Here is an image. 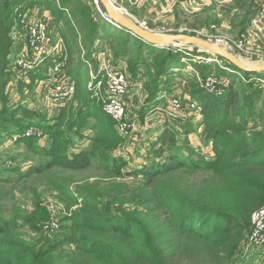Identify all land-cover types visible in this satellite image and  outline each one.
<instances>
[{
    "label": "trees",
    "instance_id": "16d2710c",
    "mask_svg": "<svg viewBox=\"0 0 264 264\" xmlns=\"http://www.w3.org/2000/svg\"><path fill=\"white\" fill-rule=\"evenodd\" d=\"M255 1L233 0L228 12L234 10L233 17H240L241 29L252 14ZM33 7L53 13L50 29L63 39L66 64L74 61L68 75L75 83V93L68 104L58 107L55 117L46 118L49 123L37 125L50 140L49 147L42 150L48 162L29 173L53 168L85 170L98 161L103 171L100 181L136 177L140 180L133 187L113 182L102 186L86 183L80 190L84 200L78 213L70 216L50 239L42 235L26 239L18 223L34 232L33 217L6 220L0 195V264H256L254 259L244 261L248 255L241 254L240 244L248 232L251 214L264 205V96L240 76L248 79L264 75L229 65L234 73L218 71L228 81L221 97L200 89L194 74L182 77L186 79L189 99L200 106V126L196 128L201 129V142L211 145L213 157L206 159L190 146L188 136L198 131L191 127V121L179 124L178 131L173 128L176 122L171 120V125H166L151 145L149 162L138 170L124 171L126 162L113 157L124 140L101 106L84 90L76 75L79 67L75 66L83 64L85 58L95 64L97 53H104L96 43L104 40L112 58L126 64L131 83L142 69L145 75L155 70L152 85L143 83L147 110L161 101L162 93L171 91L177 73L181 75L176 70L181 65V52L154 47L112 24L96 20L94 13L98 12L83 0H58V5L52 0H0V132L5 135L20 134L29 126L25 122L40 117L26 105L11 108L9 86L14 84L18 92L29 93L36 89L37 80L51 76L50 63H46L49 75L39 74L44 68L40 66L26 79H19L14 69L13 56L19 46L15 45L12 29L21 31L15 12L28 17L27 11ZM72 17L79 21L73 23ZM79 38L81 45L77 43ZM84 47L85 58L79 57L81 61L77 63L75 57ZM194 68L203 77L208 74L204 66L194 64ZM159 79L164 83L160 85ZM22 109L24 116H19ZM146 110L143 107L141 113ZM89 119L96 123L89 144L78 152H70L75 136L71 138L69 131L89 129ZM20 142L33 148L26 138L15 144ZM182 174L189 177L182 179ZM170 179L174 182L168 184ZM118 217L126 226L110 223Z\"/></svg>",
    "mask_w": 264,
    "mask_h": 264
},
{
    "label": "rangeland",
    "instance_id": "374dc122",
    "mask_svg": "<svg viewBox=\"0 0 264 264\" xmlns=\"http://www.w3.org/2000/svg\"><path fill=\"white\" fill-rule=\"evenodd\" d=\"M76 1L77 0H74V2ZM83 2L89 4L91 9H94V11L96 10L98 12V14L94 13L96 20H101L117 27L110 20L109 22L105 21V19L102 17V14L104 13L101 12L97 0H83ZM111 2L114 4L115 7L124 9L126 12L129 11L128 7L130 6V2H128L127 0H111ZM229 7L225 8V12L230 10L231 7L230 8ZM136 10H137V14L141 15L139 9ZM69 12L70 11L68 10L66 13L68 14ZM15 13L17 14V12ZM50 16H53V13H51ZM25 17L27 19L28 17L31 19L32 16L29 14L28 17L27 16ZM66 17H69V15ZM164 19L165 18L161 19L159 17L160 21ZM72 20L73 23L79 21L75 17H72ZM141 20H145V19L141 17ZM159 20H154L155 24L153 25V27L156 30L163 29V27L166 28L167 26H165V24H167V22L162 21L163 22L162 23ZM202 20L203 21L199 23L201 27L214 25L213 21H211L210 19L207 20L202 19ZM188 21L190 20L187 19L186 22ZM239 21H240L239 16L238 18L233 17L232 25L234 26V28H232V32L226 33L225 31H223L224 33H226L225 35L223 32L218 30V34L221 35L220 37L229 39L231 41H236V39L238 38L236 35L239 26L238 23ZM185 29L189 30V27H186ZM51 31H52L51 32L52 35H56L54 33V30ZM181 33L184 34V32ZM80 42H81V38L78 39L77 43L81 45L82 43ZM96 46L99 49L101 48L104 49V53L102 52L104 54L103 56L110 57L112 55L111 52L108 51L109 45L107 41L99 40L97 41ZM168 48L174 50V48L172 47H168ZM85 49L86 48L84 47V49L80 51V55H76L75 58H78L76 59L77 63L81 61L80 58L83 57L85 58ZM194 49H196V47H186L179 50L181 52V58H180L181 65L177 66L176 70L177 72H180L179 74H182V76L181 77L177 76L178 75L177 73V75L172 79L173 80L172 82L175 83L173 84L171 91L169 93H164V94L162 93L163 95L161 94L159 96L160 99L162 98L161 101L157 105L153 106V108L151 109L146 110V108L148 107L146 106L147 93L144 90L143 83L150 82L152 85V83L156 79L155 70L152 69L150 75H145V70L142 69L138 77L134 78L135 85L132 87L131 92L129 94L131 98L129 99L128 95L125 98L126 118L128 121H131L132 123L133 126L132 131L129 133L128 136H122L117 130L115 123L112 121L116 129L115 131L124 140L123 144L118 148V150H116L113 153L114 158L126 162L127 166L122 170L124 171L132 170V169L138 170V168H141L142 164H146L149 162V158L151 157V146L149 145V143H147V141L153 138L155 136V133L157 132V129L161 127L160 124H158V122H160L161 125H163L165 121L167 123L168 121L171 122V120H174L176 122V126L173 125L174 126L173 128L180 131L179 124L183 122L186 123L188 121H191L190 125L193 129H195V126H197V121L201 120V115L199 114L200 106L198 103H197V107L199 108L198 113L192 114L189 111V109L186 108L188 102L187 97L190 98V95L189 92H187V97H186V95H184V93L182 92V89L186 85V81H185L186 79H183L182 77L186 78L188 77V74L191 73L194 74L195 76L200 77L201 80H205L210 76H215L218 79H223V75H219L218 71L229 72V73L235 72L232 71V69L229 67L230 64L228 63L226 64L225 61L219 59L217 56L212 55L210 52L199 48H197L196 49L197 51L194 52ZM225 49L231 52L232 54L236 55L237 57H239L243 61V64H245L246 66L250 65L251 63L257 62L256 58L249 59L244 57L236 49H234V47H232L231 50L228 48ZM215 58L218 59L216 63L212 62V64L206 65V63L209 60ZM103 61H107V58H105ZM73 63L74 61L72 62V64L67 65L68 74H71L72 71L71 69H73L74 66ZM194 64H198L208 68L207 70L208 74L205 77L199 75L198 70L194 68ZM217 64H220V66ZM110 65L114 68H120L127 75L131 76L126 71L127 69L122 66V64H110ZM125 65L126 64H124V66ZM41 66H44V68H42V71L41 73L39 72V74H43L45 68L47 69L48 64H43ZM102 66L103 64H101V66L100 64H92L86 58L85 61H83V64H76L75 68L79 67L76 72V75L80 78L79 79L80 83L84 87L85 91L87 90V82L92 79L91 76L89 75V72L93 70V75L96 78H98L102 73L101 71H98V69L99 68L101 69ZM227 67L229 71H226ZM240 79L245 84H249L253 88L257 90H261L264 96V76L251 77L248 79L246 78L244 79L243 77L240 76ZM164 81L165 80L163 79H159V84L160 85L163 84ZM180 84L181 86L179 87ZM198 86L200 89H202L201 85L198 84ZM217 86L219 87L220 85ZM177 87H179L178 89L180 90L176 89ZM220 88L223 89V86H220ZM133 89L134 92H132ZM224 91H227V87L224 88ZM181 92L183 93L182 96L180 94ZM7 94L9 96L8 103L10 104L11 108L16 109L26 105L27 108L37 111V113L40 115L38 119L32 118L31 121L25 122L29 126H27L20 134L10 136L0 132V180H1L0 195L2 199L1 203L4 208V216L6 220H13V221H17V220L20 221L25 216L33 217L31 223L34 226V232H31L30 229H28V227L23 225L21 222L18 223V225L19 224L21 225V228L19 225V231L24 234L26 239H29L33 236L37 237L40 235L45 236L47 239L52 238L57 232V230L60 229V227L66 222L68 218H70V216H73V214L78 213L84 200V196L80 194V190L81 187L86 183H99V186H102V184L104 183L113 182V183H123L129 187H133L136 184L135 181L140 180L139 177H136V178H123V179L116 178L112 181H100L102 180L103 171L98 161H93L91 167L85 170L69 171V170H61L59 168H53L38 174L29 173L31 169L42 166L48 162V159L42 153V150H45L46 148L49 147L50 140L49 137L45 135L37 125L42 126L49 123V121L46 118L51 119L55 117L58 114L57 112H59L58 107L68 104L69 100L72 98L62 103L61 105L50 106L47 104L46 100L42 98L41 92L40 93L37 92V88L29 93L25 91L20 93L18 92V90L15 89L14 84L9 86ZM175 97L179 98L182 105L181 115L179 116V118L176 119L169 117L164 113V111H166L168 108L169 100ZM262 100H264V97ZM143 107H145L146 110L144 114L141 113ZM23 110L24 109L19 111L18 114L19 116H24ZM154 112L157 113V116L152 115V113ZM147 113H151V115L148 116ZM146 115H147L146 118L151 117V119L148 120V122L146 121V119L144 120ZM104 118L106 119V117ZM94 123L95 121L93 119H89V125H90L89 129L87 127L82 130L74 129L73 131H69V136L71 138L72 136H75L73 137L75 140V145L71 149L69 148L70 152H74V151L78 152L80 149L85 148L89 144V142L87 141H89L90 137H93L94 135L93 129L96 127V123L95 124ZM146 124L149 127L144 128ZM30 129L33 130L32 131L33 134L29 133L30 135H26ZM87 133L88 135L85 137ZM252 134L253 132L251 133V135ZM190 135H191L190 136L191 141L193 142V140L195 139L193 132ZM22 138H26L28 142L32 143L33 148L29 149L28 145L24 142L15 144L17 140ZM206 156L207 159L212 158V155L206 154ZM188 177L189 175L182 174V179H186ZM172 182H174V179L167 180L168 184ZM55 186H59L60 188H57ZM125 207L126 209L127 208L130 209L129 205H125ZM251 216H250V226L248 232L247 234H245V236L243 237L244 239H242V243L240 244L241 254L248 255L247 257L244 258L245 262L248 263L249 261L254 259V262L256 264H259L260 262H264V245L259 248L247 247L244 245L243 242L252 226ZM53 221L57 223L58 225L57 229L56 227L53 229L50 228V223ZM110 223L111 224L119 223L122 224L123 226H126L125 222L120 217L115 218Z\"/></svg>",
    "mask_w": 264,
    "mask_h": 264
},
{
    "label": "built area",
    "instance_id": "2783aa9c",
    "mask_svg": "<svg viewBox=\"0 0 264 264\" xmlns=\"http://www.w3.org/2000/svg\"><path fill=\"white\" fill-rule=\"evenodd\" d=\"M52 1L58 5V0ZM127 1L134 2V0ZM170 1L171 0H157V2L163 4ZM227 1L228 0H223L221 3H226ZM183 2L187 7H193L198 6L204 2V0H183ZM102 17L105 21L109 22L105 14H102ZM17 20V26L21 31H17L15 27L12 29V35L14 41L19 38L24 43L22 49L16 53L15 57L13 56L14 69L17 71V77L19 79H26L30 72L43 65V63H50L51 76L47 77V79L38 81L36 83V88L38 85L43 88L45 100L48 105H61L72 98L75 93V83L67 72V64L65 62L67 55L65 53L63 39L60 36L51 35V20L46 13H43L42 17L39 19H27L23 13H17ZM253 21L256 24L264 23V0H260L258 14L253 18ZM184 33L202 38L209 42H214L222 48L225 47L231 50V48L234 47V49L246 58H256L257 61H264V56L257 54L256 51L244 44L241 40V36L238 37L236 41L220 37L221 35L218 34L216 25L191 28ZM217 61L218 59L216 58L211 59L206 65H210L212 62L216 63ZM110 64H112L110 61L104 62L99 70L102 73L98 78L93 75V70L89 72L92 79L87 82V91L90 93V97L101 106L105 115L115 123L119 133L122 136H128L133 126L131 121H128L126 118L125 98L130 90L131 80H129V76L120 68H114ZM217 65L220 66V64ZM226 71H229V69L226 68ZM196 79L203 90L216 97L223 96L225 92L224 88L227 87L228 84L227 79H218L215 76H210L205 80H201L200 77L196 76ZM217 85L223 86V89ZM187 99L186 108L189 109L192 114L198 113L199 108L197 107V103L191 101L189 98ZM181 112L182 105L179 98L175 97L170 99L168 108L164 113L176 119L179 118ZM32 129H30L26 135H30L29 133L33 134ZM205 157L207 159L206 155ZM251 223L252 226L248 233L249 236L247 235L243 242L247 247L259 248L264 245V206L252 214ZM55 227L57 229V223L54 221L51 222L50 228L53 229Z\"/></svg>",
    "mask_w": 264,
    "mask_h": 264
},
{
    "label": "crops",
    "instance_id": "0c3cea01",
    "mask_svg": "<svg viewBox=\"0 0 264 264\" xmlns=\"http://www.w3.org/2000/svg\"><path fill=\"white\" fill-rule=\"evenodd\" d=\"M34 1H38V0H26L27 3L28 2L29 3L34 2ZM221 1H223V0H204V2H202L198 6L187 7V6H185L183 0H171L170 2H168L166 4H160L157 2V0H134V2H130V6L128 7L129 13L128 12L127 13L135 21H137L139 24L143 25L144 27L148 28L149 30H152L155 32H160V33H177V32L181 33V32H185L187 30V29H185L186 27H189V29L201 27L199 23L203 21L202 19H204V20L210 19L211 21H213L214 25L217 26L219 31H221V32L225 31L226 33H231L232 28H234V26L232 25L234 10L230 11V12H228V11L225 12V8L232 5L233 0H231V1L228 0L226 3H221ZM259 4H260V0H256L254 3L253 12L250 15L249 19L247 20L245 27L241 29L238 26L236 36L237 37L241 36L242 37L241 40L243 41L244 44H246L252 50L256 51L257 54L264 56V23L256 24L253 21V18L258 14ZM136 9H139L141 15L137 14ZM27 12H28V14H30L32 16L31 19H39L42 17L43 13H46V15H48V17L50 19H52V17L50 16L51 14L48 11L45 12L44 9H40L37 7H33L32 10L30 9ZM26 15H27V13H26ZM141 17H143V19H145L146 21L141 20ZM159 17L161 19H163V18H165V19L160 21ZM28 19H30V18L28 17ZM187 19H189L190 21L186 22ZM154 20H159L160 22H162V21L167 22V24H165V26H167L166 27L167 29L163 27V29L156 30L153 27V25L155 24ZM50 28H51V25H50ZM257 30H260V31H257ZM50 31H51V29H50ZM226 33H224V34L226 35ZM23 44L24 43L22 42L21 39H19V38L16 39L15 45L19 46L18 47L19 50L23 47ZM103 55H104L103 53H100L94 57V60L96 62L95 64H100V66H101V64H104V62H106L103 60L105 58H107V61H110L112 64H122V66L125 67L123 62L116 61L113 58H111V56L106 57ZM46 63H43V64H46ZM93 67H94V65H93ZM71 70H73V69H71ZM99 70H100V68L98 69V71ZM48 71H49V68L47 67V69L43 72L44 73L43 75H46L47 73L49 75ZM181 76H182V74L180 75V77ZM42 79H45V78H42ZM42 79H39V80H42ZM39 80H37V81H39ZM133 83H131V87H130V90L128 92L129 99L131 98L129 96L131 89L135 85V82H133ZM178 88L179 87H177L176 89H178ZM178 90H180V89H178ZM37 92L38 93L41 92L42 98L45 99V92L43 91V88H41L39 85L37 87ZM132 92H134V89L132 90ZM182 92L187 97L186 87L182 89ZM182 92L180 93L181 96L183 95ZM151 112H152V110H151ZM147 115L149 116V115H151V113H147ZM147 115L145 116L144 120L146 119V121L148 122V120H150L151 117L146 118ZM152 115L157 116V113L154 112V113H152ZM198 123H200L199 120L197 121V126H200V124H198ZM158 124H160L161 127L159 129H157L155 136L147 141V143H149L150 146L156 141V139L159 137V135L163 132L166 125L167 126L171 125L170 121H168L167 123L165 121L163 125H161L160 122H158ZM197 126H195V128ZM147 127H149V126L146 124L144 128H147ZM196 130H198V131H197V133H193V135L195 137L193 142L191 141V138H190L191 135L188 136V140H189V143H191L192 148L195 151L200 152L201 154H204V155L208 154V155H212V157H213L211 145L210 144L205 145L200 140V137H199V132L201 130L200 127L196 128L195 131ZM131 139H132V136H131ZM131 141H134V140H131Z\"/></svg>",
    "mask_w": 264,
    "mask_h": 264
},
{
    "label": "water",
    "instance_id": "95a60500",
    "mask_svg": "<svg viewBox=\"0 0 264 264\" xmlns=\"http://www.w3.org/2000/svg\"><path fill=\"white\" fill-rule=\"evenodd\" d=\"M98 6L107 18L119 29L128 32L139 40L158 48L172 47L181 50L186 47H196L210 52L212 55L222 58L226 63L238 70L248 73L264 75V61L252 63L250 67H244L239 57L220 47L217 44L202 38L183 33H160L149 30L135 21L126 11L117 8L111 0H97Z\"/></svg>",
    "mask_w": 264,
    "mask_h": 264
},
{
    "label": "bare ground",
    "instance_id": "6f19581e",
    "mask_svg": "<svg viewBox=\"0 0 264 264\" xmlns=\"http://www.w3.org/2000/svg\"><path fill=\"white\" fill-rule=\"evenodd\" d=\"M239 60H240L241 63L243 64V61H242L240 58H239ZM251 65H252V63H251L250 65H248V66H246L245 64H243V66H244V67H247V68L250 67Z\"/></svg>",
    "mask_w": 264,
    "mask_h": 264
}]
</instances>
